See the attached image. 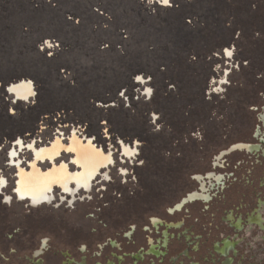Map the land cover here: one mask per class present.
<instances>
[{
  "label": "rangeland",
  "instance_id": "obj_1",
  "mask_svg": "<svg viewBox=\"0 0 264 264\" xmlns=\"http://www.w3.org/2000/svg\"><path fill=\"white\" fill-rule=\"evenodd\" d=\"M159 1L0 0V176L7 182L3 195L12 197L0 205V236L34 223L89 232L99 228V215L113 225L119 210L155 208L143 199L168 190L171 181L158 168L170 153L202 172L209 159L198 152L214 145V136L223 148L241 143L250 113L241 106L247 89L241 84L253 78L241 68L259 60L252 54L264 41V0ZM21 81H31L35 94L17 102L7 87ZM73 130L113 152L107 178L99 177L71 206L31 209L13 199L8 158L14 143L44 146L56 137L67 140ZM120 142L137 144V155L122 158ZM20 158L27 164L32 156L24 151ZM182 178L188 179L184 172Z\"/></svg>",
  "mask_w": 264,
  "mask_h": 264
},
{
  "label": "flooded vegetation",
  "instance_id": "obj_2",
  "mask_svg": "<svg viewBox=\"0 0 264 264\" xmlns=\"http://www.w3.org/2000/svg\"><path fill=\"white\" fill-rule=\"evenodd\" d=\"M259 50L252 54L259 60L243 62L241 68V74L251 72L253 75L251 83L247 80L249 85H245L246 81L241 84V91L247 88L241 94V106L250 112L245 115L249 117L247 126L241 128V143L223 148L218 144L220 135L214 136V145L198 152L203 160L209 159L202 172L185 166L181 155L170 153V157L162 160L163 167L158 168L164 170L171 181L166 185L168 190L156 193L159 198L154 194L149 198L146 192L143 199L146 203H155V208L137 204L135 208L125 209V213L119 210L113 225L99 215V228L89 232L75 228L60 230L50 224L43 228L37 223L27 230L15 231L14 235H5L4 229L0 238L7 237L9 246L0 245V264H264V41ZM225 80L224 76L216 84L220 87ZM21 83L31 85L27 98L18 96L13 90ZM219 90L222 88L215 92ZM7 92L17 102L28 101L35 94L31 81L12 84ZM73 142L90 148L106 160L94 168L102 159L89 161L79 150L70 152V148L74 149ZM56 143L60 144L57 155L42 156ZM211 147L217 151H210ZM137 148V144L120 142L119 151L122 158L133 159ZM24 151L32 156L25 162L27 164L20 158ZM236 153L241 156L237 158ZM64 156L68 160H63ZM8 161L15 169L13 199L27 202L31 209L54 202L53 208L66 202L71 206L81 201L77 195L90 193L94 182L101 176L107 178L108 171L115 165L112 151L106 152L94 139L77 130H73L67 140L56 137L44 146H37L35 141L25 144L18 139ZM46 165L48 167L43 168ZM182 170L187 172L186 181H182ZM28 176L37 181L24 187L23 180ZM50 179L55 181L45 183ZM6 185V179L0 176V196L6 198L1 199L0 205L4 207L12 201V197L3 195ZM141 185L142 191H146L147 184ZM56 191L60 192L58 199ZM111 202L106 200L105 203ZM161 206H165L163 211ZM230 214L238 218L236 222L228 220ZM118 220H125L127 226L119 225ZM229 242H232L231 248Z\"/></svg>",
  "mask_w": 264,
  "mask_h": 264
},
{
  "label": "bare ground",
  "instance_id": "obj_3",
  "mask_svg": "<svg viewBox=\"0 0 264 264\" xmlns=\"http://www.w3.org/2000/svg\"><path fill=\"white\" fill-rule=\"evenodd\" d=\"M31 89V85L30 84H26V83H21L18 86L14 87L13 90L17 93L18 96L20 97H28V93ZM60 144L56 143L54 144L50 149H47L46 152L42 155V156H55L58 154ZM73 148L74 150L79 152H82L81 154H83L89 161H95V159H102L99 162H96V164L94 165V168L99 166L100 164H103V162L106 160L104 157H101L98 154H95L92 152V150L90 148H83L82 146H80V144L78 142H73ZM88 164H85V167ZM58 175H61V172H59ZM57 177V175H54ZM37 179H33L28 177H25L23 180V185L24 187L29 186L32 182H36ZM55 181V179H50L48 181H45V183H51Z\"/></svg>",
  "mask_w": 264,
  "mask_h": 264
},
{
  "label": "snow or ice",
  "instance_id": "obj_4",
  "mask_svg": "<svg viewBox=\"0 0 264 264\" xmlns=\"http://www.w3.org/2000/svg\"><path fill=\"white\" fill-rule=\"evenodd\" d=\"M161 2L163 3V4H165V5H169L170 4V0H161ZM49 47L51 48L52 47V45L51 44H49ZM225 51V54L227 55V56H229V57H231V55H232V52L231 51H229L228 49H225L224 50ZM122 95H123V93H121ZM18 143H20L19 141H18ZM30 147V146H29ZM69 151L71 152V151H74V149H69ZM12 155H15V153H12Z\"/></svg>",
  "mask_w": 264,
  "mask_h": 264
},
{
  "label": "crops",
  "instance_id": "obj_5",
  "mask_svg": "<svg viewBox=\"0 0 264 264\" xmlns=\"http://www.w3.org/2000/svg\"><path fill=\"white\" fill-rule=\"evenodd\" d=\"M235 218H236V217H233L232 214H230V216L228 217V220H231V223H233V222H236L237 219H238V218H236V219H235ZM228 246H230V248H231V246H232V242H229V243H228Z\"/></svg>",
  "mask_w": 264,
  "mask_h": 264
},
{
  "label": "trees",
  "instance_id": "obj_6",
  "mask_svg": "<svg viewBox=\"0 0 264 264\" xmlns=\"http://www.w3.org/2000/svg\"><path fill=\"white\" fill-rule=\"evenodd\" d=\"M233 144H235V143H233ZM233 144H231V145H233ZM183 172H184V175H187V173H186L185 170H184V171H183V170L181 171V174H182V175H183Z\"/></svg>",
  "mask_w": 264,
  "mask_h": 264
},
{
  "label": "water",
  "instance_id": "obj_7",
  "mask_svg": "<svg viewBox=\"0 0 264 264\" xmlns=\"http://www.w3.org/2000/svg\"><path fill=\"white\" fill-rule=\"evenodd\" d=\"M232 149H235V148H232Z\"/></svg>",
  "mask_w": 264,
  "mask_h": 264
}]
</instances>
